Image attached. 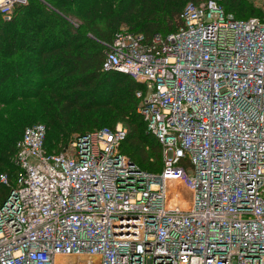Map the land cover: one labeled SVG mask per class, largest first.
<instances>
[{
	"label": "built area",
	"instance_id": "1",
	"mask_svg": "<svg viewBox=\"0 0 264 264\" xmlns=\"http://www.w3.org/2000/svg\"><path fill=\"white\" fill-rule=\"evenodd\" d=\"M26 3L0 0L1 19ZM181 20L172 34L122 27L102 44V70L143 86L137 114L161 171L121 154L124 128L48 153L47 128L27 127L0 206V264H264V22L212 0Z\"/></svg>",
	"mask_w": 264,
	"mask_h": 264
},
{
	"label": "trees",
	"instance_id": "2",
	"mask_svg": "<svg viewBox=\"0 0 264 264\" xmlns=\"http://www.w3.org/2000/svg\"><path fill=\"white\" fill-rule=\"evenodd\" d=\"M205 1L27 0L10 21L0 17V175L9 180V187L0 184V206L15 186L16 143L27 127L41 123L47 128L48 153L49 129L60 152L72 135L113 131L122 123L127 136L121 154L148 173L141 166L149 155L161 166V147L137 114L135 94L143 86L128 75L102 70V44H110L122 27L146 41L154 34L175 33L185 5ZM212 1L235 20L255 18L244 17L246 10L260 17L243 0ZM259 20L264 22V17Z\"/></svg>",
	"mask_w": 264,
	"mask_h": 264
},
{
	"label": "rangeland",
	"instance_id": "3",
	"mask_svg": "<svg viewBox=\"0 0 264 264\" xmlns=\"http://www.w3.org/2000/svg\"><path fill=\"white\" fill-rule=\"evenodd\" d=\"M243 1L248 7H250V9H253V11H255V13H259L260 14V17H258V14H257V16L256 15H251L250 11L246 10L244 17L248 18V17L252 16V17H255L257 19H259L261 17H264V0H243ZM140 13H141V7L139 6V8L136 10L135 14L139 15ZM71 23L73 25L77 26V24H75L73 21H71ZM41 125H44V124L41 123ZM117 128L126 129V126H124L122 123H117L110 130H115ZM101 130L106 131V130H109V129H101ZM101 130L98 129L97 131H101ZM53 135H54V130L49 129L48 130V136H47V144H48L47 147L49 146V149H50L51 153L57 152L56 150L59 149V147L57 148V147L54 146ZM125 150L128 151V148L125 147ZM135 162L138 165H140L136 160H135ZM141 168L146 170V171H149L150 173H154L155 174V172L158 171L161 168L160 161L158 159V161H156V163H155V160L153 158H151V156L149 155V160L147 161V163L145 165H142ZM156 173H158V172H156Z\"/></svg>",
	"mask_w": 264,
	"mask_h": 264
}]
</instances>
